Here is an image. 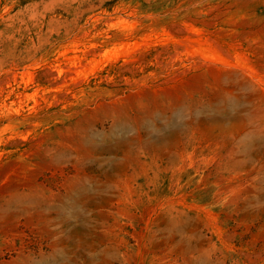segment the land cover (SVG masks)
Returning <instances> with one entry per match:
<instances>
[{"label": "rangeland", "instance_id": "374dc122", "mask_svg": "<svg viewBox=\"0 0 264 264\" xmlns=\"http://www.w3.org/2000/svg\"><path fill=\"white\" fill-rule=\"evenodd\" d=\"M0 264H264V0H0Z\"/></svg>", "mask_w": 264, "mask_h": 264}]
</instances>
